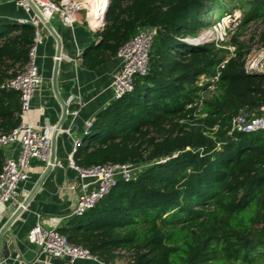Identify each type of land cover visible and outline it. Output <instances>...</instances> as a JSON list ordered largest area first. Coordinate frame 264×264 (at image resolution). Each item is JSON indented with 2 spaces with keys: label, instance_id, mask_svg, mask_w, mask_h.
<instances>
[{
  "label": "trees",
  "instance_id": "obj_1",
  "mask_svg": "<svg viewBox=\"0 0 264 264\" xmlns=\"http://www.w3.org/2000/svg\"><path fill=\"white\" fill-rule=\"evenodd\" d=\"M237 7L243 26L264 20V0H109L84 68L116 57L141 28L157 34L147 74L94 116L73 161L140 168L58 229L70 244L105 264L121 253L129 264H264V131L227 135L241 110L261 114L264 72L245 70L241 45L222 63L226 50L214 43L184 41L207 26L212 9L221 17ZM34 37V26L0 19V86L28 62ZM217 72L216 91L198 111L199 77ZM20 113L19 94L0 87V134L19 125ZM3 161L0 149V172Z\"/></svg>",
  "mask_w": 264,
  "mask_h": 264
},
{
  "label": "built area",
  "instance_id": "obj_2",
  "mask_svg": "<svg viewBox=\"0 0 264 264\" xmlns=\"http://www.w3.org/2000/svg\"><path fill=\"white\" fill-rule=\"evenodd\" d=\"M11 1L18 8L22 9L26 14V18L14 20V25L22 27L24 25H32L35 28V37L33 44L28 53V62L17 71L16 75L3 83L0 87L15 91L19 94L21 113L19 115V125L8 134H0V149L6 145L17 144L19 153L16 159L5 158L3 161L2 170L0 172V206L10 205L18 207L20 201L18 186L29 179L30 160L35 159L44 164L45 169L48 167L62 168L63 162L56 158L55 150L53 149V138L58 133H69V129L63 130L57 125H38L29 119L30 103L35 92L39 88L42 78L36 66V50L42 37L39 33V26L43 25L42 20L46 23L54 17H59L65 27H73L76 19L75 13L82 10H87L86 24L94 31H100L105 24V14L109 6V0H104L99 10L101 16L94 20V24L90 23L88 9L84 5V0H66L58 3L52 0H0V3ZM225 14L211 28L198 34L195 38H185L184 41L188 44L202 45L206 43H214L218 47L219 41L223 40L226 35V30L229 25L234 24L239 19L230 14ZM50 25V24H49ZM51 34V33H50ZM157 34L155 27H145L137 31L127 42L119 47L116 57L119 59V68L112 75L109 89L112 93V100H117L124 94L130 92L133 87V79L135 76H144L148 71L149 52ZM52 35V34H51ZM62 51L59 56H55V60L59 62L62 59ZM81 60V54L77 53L74 58V65ZM225 59L222 63L227 62ZM261 64L248 62L245 64L247 72H264V67ZM218 72L214 76L207 77L201 75L199 77V86L205 90L199 92L197 99L193 105L202 109L203 102L215 93L216 82L218 80ZM78 104V108L71 109L73 103ZM66 115L71 117V122L74 121L81 108V100L77 98H69L65 101ZM92 125L91 122L85 124L84 135ZM264 131V105L261 108L260 115L248 114L245 110H241L236 114L230 123L228 136H233L236 133H255ZM81 146V140H75L72 144V151L67 157V167L77 173V180L70 183L67 187L76 196V204L66 218L82 215L86 210L92 208L109 190L115 185L117 180L129 181L134 177V174L139 170V166L131 163L118 164L108 163L104 165H96L88 168H80L74 164L73 154L78 147ZM54 155V156H53ZM54 159L52 160V158ZM27 208V207H26ZM24 207V210L26 209ZM61 226L45 227L40 222L32 226L26 235L27 242L36 248L35 258L28 263L16 257L11 259L9 254L4 251L0 264H56L55 259L66 258V263L73 264L78 260L100 262L95 256L79 246L70 244L66 237L58 232ZM106 264H120L117 262Z\"/></svg>",
  "mask_w": 264,
  "mask_h": 264
},
{
  "label": "crops",
  "instance_id": "obj_3",
  "mask_svg": "<svg viewBox=\"0 0 264 264\" xmlns=\"http://www.w3.org/2000/svg\"><path fill=\"white\" fill-rule=\"evenodd\" d=\"M89 13L91 15V11ZM24 18L26 14L13 2L0 3V19L14 21ZM75 19L72 29L65 27L57 16L49 21L62 44V59L59 62L56 80L58 94L64 102L69 98L77 97L81 100L80 111L73 122L68 114L64 119L62 118L61 102L53 88L56 41L44 25L39 26L42 42L37 46L36 66L42 82L31 100L29 119L40 126L59 125L63 130L69 129V133H58L55 140L56 158L63 162V167L46 171L42 162L32 159L29 162L31 168L29 179L18 186L19 198L22 200L25 198L23 193L30 192L40 181L27 208L13 220L3 236V244L10 258L18 257L24 263L31 262L36 256V248L26 240L28 230L38 222L45 227L63 226L68 220L67 215L76 204L75 194L67 187L77 180V173L67 167L66 160L72 151L73 141L82 140L85 124L93 121L94 116L111 103L112 93L109 84L120 65L119 59L113 57L94 70L83 67L84 52L95 46L99 38L87 24L77 22L76 15ZM77 53L81 54V60L74 65ZM76 108L78 104L75 102L71 109ZM83 144L84 142L81 146ZM1 150L4 159L8 157L16 159L19 146L6 145ZM21 202L24 204L23 201ZM15 209L7 204L0 206V230ZM3 254L0 255V259ZM65 261V257L54 260L56 264H64ZM73 264H96V262L78 260Z\"/></svg>",
  "mask_w": 264,
  "mask_h": 264
},
{
  "label": "rangeland",
  "instance_id": "obj_4",
  "mask_svg": "<svg viewBox=\"0 0 264 264\" xmlns=\"http://www.w3.org/2000/svg\"><path fill=\"white\" fill-rule=\"evenodd\" d=\"M62 1V0H60ZM224 4L231 9L232 4L228 1H224ZM84 5L88 9V13L90 12L89 3L85 2ZM218 9H212L210 13H207L204 17H202L203 23H207V26L201 30L204 32L205 30L211 28L221 17H218ZM86 13L87 10H82L80 12H76L77 22L86 24ZM227 12L226 14H228ZM232 17H238V21L234 24L229 25L226 30V35L223 37L222 41H219L218 48L223 49L224 55L227 58H230L234 51L238 48L239 45L243 47L245 50H249V54L246 57L245 64L248 62H254V64H261V67H264V47L260 42V35L264 32V20H256L252 21L249 24L243 26L241 23L242 18V9L241 7L235 8L232 13ZM200 32V33H201ZM199 33V34H200ZM88 140H85L87 143ZM12 145V144H11ZM130 256L127 254L121 253V257L118 261L120 264H129ZM97 264V263H96Z\"/></svg>",
  "mask_w": 264,
  "mask_h": 264
},
{
  "label": "water",
  "instance_id": "obj_5",
  "mask_svg": "<svg viewBox=\"0 0 264 264\" xmlns=\"http://www.w3.org/2000/svg\"><path fill=\"white\" fill-rule=\"evenodd\" d=\"M39 17L40 19L42 20L43 22V25L49 30V32L52 34L53 38L55 39L56 41V44H57V51H56V55L59 56L60 53H61V50H62V44H61V40L60 38L58 37V35L56 34V32L54 31V29L52 28L51 25H49L48 23H46L44 21V19L41 17V14H39ZM191 45H193V43H191ZM58 71H59V61L58 60H55V64H54V69H53V88H54V91L58 97V99L60 100L61 102V107H62V118L64 119L66 117V105H65V102L60 98L59 94H58V90H57V83H56V80H57V74H58ZM58 127H60L59 125H57ZM55 140H56V136H54L53 138V149L55 150ZM86 140V137L85 135L83 136L82 140H81V143L85 142ZM55 152V151H54ZM54 156V155H53ZM54 159V157L52 158V160ZM51 168L48 167V169H46V171H50ZM39 184H40V181H38L36 183V185L34 186V188L28 192L27 194L26 193H23V195H25V199H24V207L26 208L30 199L32 198L33 194L36 192L37 188L39 187ZM23 208H20V207H17L13 213V215L6 221V223L3 225V227L1 228L0 230V255L3 254L4 251H6V247L5 245L3 244V236H4V233L6 232V230L8 229V226L13 222V220L21 213L23 212Z\"/></svg>",
  "mask_w": 264,
  "mask_h": 264
},
{
  "label": "bare ground",
  "instance_id": "obj_6",
  "mask_svg": "<svg viewBox=\"0 0 264 264\" xmlns=\"http://www.w3.org/2000/svg\"><path fill=\"white\" fill-rule=\"evenodd\" d=\"M103 1L104 0H84V3L88 2L89 6H90L89 9L91 11V15H90V13H88V15H89L91 24H94V20L101 15L100 10H99V6ZM66 2L68 3L69 0H66ZM18 207L24 209V204L20 201L18 204Z\"/></svg>",
  "mask_w": 264,
  "mask_h": 264
}]
</instances>
